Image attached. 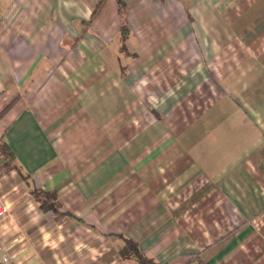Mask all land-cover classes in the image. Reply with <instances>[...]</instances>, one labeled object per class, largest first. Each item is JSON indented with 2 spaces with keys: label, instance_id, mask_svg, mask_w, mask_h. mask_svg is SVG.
Wrapping results in <instances>:
<instances>
[{
  "label": "crops",
  "instance_id": "1",
  "mask_svg": "<svg viewBox=\"0 0 264 264\" xmlns=\"http://www.w3.org/2000/svg\"><path fill=\"white\" fill-rule=\"evenodd\" d=\"M126 4L0 0V264H264V0Z\"/></svg>",
  "mask_w": 264,
  "mask_h": 264
},
{
  "label": "trees",
  "instance_id": "2",
  "mask_svg": "<svg viewBox=\"0 0 264 264\" xmlns=\"http://www.w3.org/2000/svg\"><path fill=\"white\" fill-rule=\"evenodd\" d=\"M119 5V12L122 17V38H125L128 32L127 27V19H126V12H127V4L126 0H116ZM8 109V108H7ZM7 109L5 111H7ZM4 111V112H5ZM5 154L10 159L12 158V152L10 149L3 143H0V154ZM32 195L35 201L39 204L40 209L43 213H53L56 217L62 216L60 212V205L56 202V195L51 192L44 191L42 189H34L32 191ZM63 217V216H62ZM122 254L126 257L133 256L136 258L138 264H158L155 259L146 255L143 250L136 244L134 241L126 240L125 246L121 251Z\"/></svg>",
  "mask_w": 264,
  "mask_h": 264
},
{
  "label": "built area",
  "instance_id": "3",
  "mask_svg": "<svg viewBox=\"0 0 264 264\" xmlns=\"http://www.w3.org/2000/svg\"><path fill=\"white\" fill-rule=\"evenodd\" d=\"M3 212L4 211H0V220H1V217L3 216Z\"/></svg>",
  "mask_w": 264,
  "mask_h": 264
}]
</instances>
